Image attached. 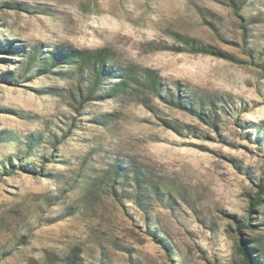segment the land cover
<instances>
[{
    "label": "rangeland",
    "instance_id": "rangeland-1",
    "mask_svg": "<svg viewBox=\"0 0 264 264\" xmlns=\"http://www.w3.org/2000/svg\"><path fill=\"white\" fill-rule=\"evenodd\" d=\"M262 185L264 0H0V264H264Z\"/></svg>",
    "mask_w": 264,
    "mask_h": 264
},
{
    "label": "trees",
    "instance_id": "trees-1",
    "mask_svg": "<svg viewBox=\"0 0 264 264\" xmlns=\"http://www.w3.org/2000/svg\"><path fill=\"white\" fill-rule=\"evenodd\" d=\"M203 50L205 52L211 51V49L209 48L207 49V47H202V48L200 47L197 49V51H203ZM90 53L91 52L89 51L71 50L70 48H68L62 50L61 55L56 57L54 60L58 58H62L65 63L71 64L73 66V70L75 71L77 70L83 71L85 68H87L85 70H91L92 68H95L98 64H100L101 67L99 70L100 73H102V69L105 67V64L111 66V68L116 67L113 59L109 55H107V53L104 52L103 54H100L94 58L90 56ZM119 71H121L123 78L116 86H114L111 89L113 93H119L120 91L124 90L125 87L127 86H129L131 89L140 86V81L137 79V77H132L127 68L122 67V69H119ZM100 77L101 76L96 73V79H95L96 84L99 82ZM157 78L158 77L155 74V72H149V80H150L149 86L151 89L155 91L159 90V84ZM263 194H264V185L260 186V190L256 193L255 198L251 201L250 203L251 207L260 204ZM245 226L246 225H241L240 228ZM238 251L243 256L242 264H260L256 256L254 255L252 247L245 244L239 245Z\"/></svg>",
    "mask_w": 264,
    "mask_h": 264
}]
</instances>
